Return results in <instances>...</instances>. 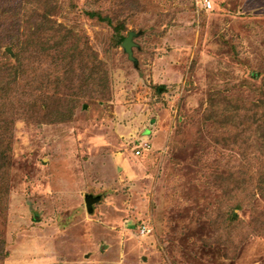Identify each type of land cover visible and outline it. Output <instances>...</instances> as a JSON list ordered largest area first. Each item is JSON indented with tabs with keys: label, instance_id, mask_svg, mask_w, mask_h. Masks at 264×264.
I'll list each match as a JSON object with an SVG mask.
<instances>
[{
	"label": "rangeland",
	"instance_id": "rangeland-1",
	"mask_svg": "<svg viewBox=\"0 0 264 264\" xmlns=\"http://www.w3.org/2000/svg\"><path fill=\"white\" fill-rule=\"evenodd\" d=\"M209 1L34 4L85 40L72 87L45 93L38 53L36 112L4 102L1 264H264V0ZM88 9L135 33L134 60Z\"/></svg>",
	"mask_w": 264,
	"mask_h": 264
},
{
	"label": "trees",
	"instance_id": "trees-1",
	"mask_svg": "<svg viewBox=\"0 0 264 264\" xmlns=\"http://www.w3.org/2000/svg\"><path fill=\"white\" fill-rule=\"evenodd\" d=\"M0 17L4 19H12L15 24L9 27H0V206L4 205L7 195V179L8 168L10 165V149L11 136L10 124L13 118H10L4 113V102L17 107L25 106L30 115L36 112L34 108L36 100L31 98V92L36 88L35 84L38 81L32 74L38 70L40 66H34L33 58L36 54L43 55L45 68L42 73V81L45 93L47 90L54 88L57 84H64L67 88L72 87L73 80L68 79V75L73 73L74 65L76 64L79 53V45L77 40H85L84 35L74 31L73 27H68L62 23H57L50 15L53 13L41 11L34 4L47 5L48 2L54 0H15L18 4V9L11 7L10 1L0 0ZM19 3H29V8H19ZM52 4V3H50ZM54 4V3H53ZM52 4V5H53ZM114 4V2H113ZM16 6V5H14ZM53 7V6H52ZM86 15L94 18L98 22H104L111 27V38L115 44H121L125 35L122 33L124 24L121 20H112L108 14H103L100 9H88ZM27 14V22L21 27L18 23L24 15ZM37 20L39 23H37ZM23 40H32L30 43ZM42 40V41H34ZM71 40L69 46H66ZM75 40V41H73ZM28 43V44H27ZM23 44H27L30 51V62L24 64L23 60ZM39 44V45H38ZM65 45V46H64ZM85 45V43H84ZM43 64V62H38ZM99 64V63H98ZM98 64L92 65V70H89V76L86 79L90 85L94 76V69H100ZM76 68L81 70V65ZM87 68V66H85ZM42 71V72H43ZM36 80V81H35ZM44 80V81H43ZM82 82V81H81ZM84 82H82L83 84ZM54 86V87H52ZM26 89V90H25ZM5 91V95H4ZM51 91V90H50ZM30 96V97H29ZM9 127V128H8ZM236 214L233 213V218ZM4 258V242L0 240V264Z\"/></svg>",
	"mask_w": 264,
	"mask_h": 264
},
{
	"label": "water",
	"instance_id": "water-1",
	"mask_svg": "<svg viewBox=\"0 0 264 264\" xmlns=\"http://www.w3.org/2000/svg\"><path fill=\"white\" fill-rule=\"evenodd\" d=\"M135 35V33L133 31H129L127 33V35L125 36V38L122 40L121 42V46L124 49V51L127 53V56L129 59L134 60V58L132 57V37ZM100 198L99 195L93 196L91 194H87L85 196V205H86V209L91 212L93 209V202H95L96 200H98Z\"/></svg>",
	"mask_w": 264,
	"mask_h": 264
},
{
	"label": "built area",
	"instance_id": "built-area-1",
	"mask_svg": "<svg viewBox=\"0 0 264 264\" xmlns=\"http://www.w3.org/2000/svg\"><path fill=\"white\" fill-rule=\"evenodd\" d=\"M204 5L207 6V7H210V1L209 0H204ZM149 148V144L146 142V141H143L141 142L140 144H138L136 147H135V154H139L142 150H147ZM149 230V228L145 225V224H142L140 226V232H147Z\"/></svg>",
	"mask_w": 264,
	"mask_h": 264
}]
</instances>
